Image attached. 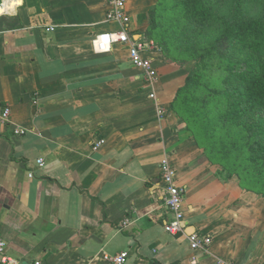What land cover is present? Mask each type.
<instances>
[{"label":"crops","instance_id":"1","mask_svg":"<svg viewBox=\"0 0 264 264\" xmlns=\"http://www.w3.org/2000/svg\"><path fill=\"white\" fill-rule=\"evenodd\" d=\"M3 1L0 103L11 107L10 123L0 110L5 254L21 263L115 264L103 254L126 251L124 264H264V198L216 176L170 109L187 67L156 43L147 53L158 70L150 84L129 45L97 52L96 34L123 27L106 20V0ZM158 3L127 0L135 39L153 40ZM165 157L185 189V234L165 229ZM193 232L212 236L209 251L192 249Z\"/></svg>","mask_w":264,"mask_h":264},{"label":"rangeland","instance_id":"2","mask_svg":"<svg viewBox=\"0 0 264 264\" xmlns=\"http://www.w3.org/2000/svg\"><path fill=\"white\" fill-rule=\"evenodd\" d=\"M205 1L214 11L209 19L198 22L193 18L182 17L181 12H175L169 7L156 22L160 25L156 27L159 30H155L151 36L158 41L170 61L186 66L189 73L195 72L191 88L177 95L170 109L178 116L182 128L196 140L201 149V161L216 167V176L239 184L244 190L255 192L264 198V180L260 176L264 166L261 161L254 163L255 150L251 149L253 143L241 140L242 125L229 126L224 122L223 115L230 107V100L213 92L231 85L242 88L244 85L241 79L234 76L236 79L228 85L225 75L221 74L216 64L197 65L200 43L204 40L212 42L221 33L223 20L233 12L236 0ZM242 1L243 19L263 14V0ZM174 2L175 0H171L170 4ZM257 113L264 118V109Z\"/></svg>","mask_w":264,"mask_h":264},{"label":"trees","instance_id":"3","mask_svg":"<svg viewBox=\"0 0 264 264\" xmlns=\"http://www.w3.org/2000/svg\"><path fill=\"white\" fill-rule=\"evenodd\" d=\"M170 1L159 0L158 5L150 11L148 34L160 49L158 41L151 36L155 30H159L156 27L160 25L156 22L169 7L175 12H181L182 17L193 18L198 22L205 21L214 14L211 5L205 0H175L174 4H170ZM262 7L264 9V0ZM242 16L243 1L236 0L233 12L223 20L221 33L212 42L204 40L200 43L197 65L216 64L221 74L225 75V82L228 85L237 77L241 79L244 85L242 88L231 85L229 88L213 92L230 100V107L223 115L224 122L229 126L242 125L241 140L253 143L251 149L255 150L254 163L261 161L264 166V118L257 113L264 109V58L261 59L264 56V12L259 17L247 20ZM194 77L195 72H190L177 95L191 88ZM260 176L264 180V170Z\"/></svg>","mask_w":264,"mask_h":264},{"label":"built area","instance_id":"4","mask_svg":"<svg viewBox=\"0 0 264 264\" xmlns=\"http://www.w3.org/2000/svg\"><path fill=\"white\" fill-rule=\"evenodd\" d=\"M106 4V20L109 22L120 23L123 27L119 31L96 34L93 37L94 49L97 52H107L110 51L115 44L129 45V57L131 62L135 66L143 68L145 72H147V81L150 84H153L158 78V70L154 66L153 59L148 57L147 53L156 46V42L154 40L135 39L129 32L128 26L131 22V16L127 11V0H106ZM2 6H4V1L0 4V7ZM49 29L54 30L53 27ZM151 96L155 97V94L153 93ZM0 110L1 119L5 123H10L11 107L8 104L0 103ZM26 131L27 130L22 127H17L15 129V133L19 135H24ZM105 142L106 140L101 138L95 143L93 148L98 150ZM38 163L42 166L45 163L44 159H39ZM160 170L163 199L172 213V219L166 222L165 229L172 234H185L187 227L184 219L185 189L177 184V169L169 157L163 158L160 163ZM129 221L130 220H126L125 223H129ZM188 238L193 250L207 252L212 244V236L208 234L193 232L188 235ZM6 245V241L0 235L1 264H49L41 259H36L31 263H21L5 254ZM128 256L129 253L126 251L115 255L103 254L105 260L111 261L115 264H124L127 261Z\"/></svg>","mask_w":264,"mask_h":264},{"label":"water","instance_id":"5","mask_svg":"<svg viewBox=\"0 0 264 264\" xmlns=\"http://www.w3.org/2000/svg\"><path fill=\"white\" fill-rule=\"evenodd\" d=\"M2 3V0H0V4ZM133 37H135L134 35H133Z\"/></svg>","mask_w":264,"mask_h":264},{"label":"bare ground","instance_id":"6","mask_svg":"<svg viewBox=\"0 0 264 264\" xmlns=\"http://www.w3.org/2000/svg\"><path fill=\"white\" fill-rule=\"evenodd\" d=\"M7 7H8V6H6V10H7ZM8 9H10V7H8Z\"/></svg>","mask_w":264,"mask_h":264}]
</instances>
